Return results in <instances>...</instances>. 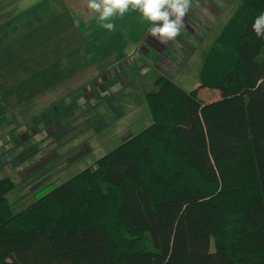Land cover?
I'll return each mask as SVG.
<instances>
[{
	"label": "trees",
	"instance_id": "trees-1",
	"mask_svg": "<svg viewBox=\"0 0 264 264\" xmlns=\"http://www.w3.org/2000/svg\"><path fill=\"white\" fill-rule=\"evenodd\" d=\"M234 8L197 88L142 72L148 127L20 211L0 178V264H264V0ZM9 113L0 93V130Z\"/></svg>",
	"mask_w": 264,
	"mask_h": 264
},
{
	"label": "rangeland",
	"instance_id": "rangeland-1",
	"mask_svg": "<svg viewBox=\"0 0 264 264\" xmlns=\"http://www.w3.org/2000/svg\"><path fill=\"white\" fill-rule=\"evenodd\" d=\"M207 1L209 0H191V9L188 12L191 20L188 18L183 20H188V28H185L187 24L184 23L185 26L182 28L181 34L167 44L155 43L150 38L151 36H146L147 28L145 29L143 25L139 24L145 17L139 9L131 10L130 6V11L123 17L113 18V22L119 18L121 24L132 23L130 27L128 24L116 26L117 31L122 27V29H128L129 33L126 34V40L114 42L115 57L100 55L98 58L94 56V45L98 43L97 48L105 49L108 40L104 45H101V41L95 42L87 38L80 48L82 51L79 48L76 49L73 42L61 50V54L58 53L55 58L52 57V64L55 67L59 70L63 67L60 76H67L68 81L72 82L71 79L77 75L76 79L81 83L79 88L78 85L73 90L67 89V95L61 96L59 99L67 108V115L60 112L63 108L55 112L56 103L51 104L41 114L27 115L28 103L21 109H19L21 106L18 105V102L23 100V96L28 98L27 92L24 90L17 92L10 86L8 80L0 81V92L9 108L11 117L9 125L0 130V178L9 177L16 184L14 190H11L7 195L11 202L12 212L20 211L55 185H60L77 172L91 167L97 158L108 154L125 139L151 124L147 103L143 97L144 92L152 87L150 78L145 76L142 79L144 75H140L134 82L127 76L128 69L119 71L117 68L118 72L116 73L120 75L121 80L118 88L121 90L124 83L128 85L130 83L133 86L128 89L129 95H132V106L125 107L131 108L127 111L124 110L116 118V113L106 106L105 101L93 94L95 91L92 87L94 77L92 67L99 71L101 65H109L116 60V65L119 64V61L123 63V66H126L127 63L132 68L138 65L140 74L145 72L146 75L154 68L164 71L173 83L186 91L199 86L203 56L218 34L217 32L234 11L239 0H210V4H207ZM37 27L36 24V27L31 28L33 31H30L36 36L41 32V29ZM98 28L103 29L100 25ZM99 29L93 32L97 36L103 35ZM190 31H194V33L192 34ZM136 37L139 39H135ZM143 39L145 43H141L142 47L140 48V42ZM31 59L29 60L25 56L21 58V64L18 65L22 67V64H28V60L31 62ZM0 71L2 72L0 77L5 73L6 78L12 74L7 66L5 71L3 69ZM77 71L78 74H74ZM105 71L107 72L108 69ZM73 82L76 83L75 80ZM102 86L107 88L106 84ZM39 90L37 87L34 92ZM105 92L107 90L100 95H104ZM218 92V89L205 87L199 88L196 94L203 101H212L220 96ZM124 95L126 94L117 93L116 98L123 100L121 96ZM51 96L46 94L43 99L36 98L33 100L35 106L30 105L29 107L38 111L36 109L40 108L44 99L47 103L56 99L53 98L54 94ZM108 102L113 107L109 98ZM55 113L63 116H60L59 119L54 115Z\"/></svg>",
	"mask_w": 264,
	"mask_h": 264
},
{
	"label": "crops",
	"instance_id": "crops-1",
	"mask_svg": "<svg viewBox=\"0 0 264 264\" xmlns=\"http://www.w3.org/2000/svg\"><path fill=\"white\" fill-rule=\"evenodd\" d=\"M98 20L99 14L88 7V0H0V70L3 69L5 71L7 66L8 70L12 73L7 78L6 73L1 75L0 81L8 80L10 86L17 90V92L19 90L27 92L28 98L23 96V100H20V102L17 101L19 103L18 105L21 106L19 109L22 106H27L28 103V111H26V114L38 115L47 110L51 104L56 103L55 105H58L60 109L63 108L60 112L63 115H67V108L64 106L63 101L59 99L61 96L64 97L67 95V89L73 90L78 85L79 88L81 83L79 80L77 81V75L71 79L72 82L68 81L67 76H60L63 67L60 70L55 67L52 64V57L55 58L58 53L61 54V50H64L68 44L73 42L75 43L76 49L82 48L84 40L87 38L95 42L99 40V42H102L100 43L101 45H104L106 40H108L105 49L97 48L98 43H96L93 48V53L98 58H100V55L102 57L111 56L113 58L116 56L114 42L126 40V34L129 33V30H125L124 27V29L121 27L119 31L116 30L114 32H109L104 28L99 29L100 22L98 23ZM114 23L116 26H125L128 24V27L132 24L131 22L121 24L122 22L119 18L118 20L115 19ZM153 23L144 18L139 24L143 25L146 29L149 24L153 25ZM36 24L38 26L37 28L41 29L38 36L30 32L32 27H36ZM98 29L101 30L99 32H103V35L100 34L97 36V34L93 33ZM146 30L148 32L149 29ZM135 39L139 38L136 37ZM25 42L28 45L27 43L24 44ZM80 51L82 50L80 49ZM25 56L29 60L32 58L31 62L28 60V64H22L21 67L18 64H21V58ZM116 63L117 61L114 60L109 65L103 64L100 66L99 71L97 68L92 67V75L94 76L92 87H94L95 91L93 94L102 98L106 106L110 107L116 113L115 117L117 118L124 110L127 111L131 108L125 107L128 105L132 106V95H129L128 89L133 86L130 83L129 85L124 83L122 84L123 88L121 90L118 88L121 80L120 75L116 73L118 72L117 68L119 71L121 69H128L129 74L127 73V76L134 82L143 74L142 72L140 74L138 65L132 68L127 63H124L126 66H123V63H120V61L118 65ZM111 66L113 67L110 70ZM105 69H108V71L106 72ZM107 73L109 76H107ZM0 74H2L1 71ZM74 74H78V71ZM122 75L124 76L123 73ZM74 80L76 83L73 82ZM103 84H106L107 88L103 87ZM37 87L40 90L34 92ZM105 90L107 92L104 95H100ZM117 93H125L127 96H121L123 98L122 100L121 98H116ZM46 94H49L50 97H52L51 94H54L55 97L53 98L56 99L48 101L49 103L44 99L40 108L36 109L38 111L40 110L39 112L29 107L35 103L33 100L36 98L43 99L46 97ZM108 98L112 101L113 107L108 102ZM45 106L47 107L45 108ZM54 115L59 119L60 116H63L59 113H55Z\"/></svg>",
	"mask_w": 264,
	"mask_h": 264
},
{
	"label": "clouds",
	"instance_id": "clouds-1",
	"mask_svg": "<svg viewBox=\"0 0 264 264\" xmlns=\"http://www.w3.org/2000/svg\"><path fill=\"white\" fill-rule=\"evenodd\" d=\"M130 6L131 10L139 9L143 17L154 22L148 34L167 44L181 34L191 0H88V7L99 14L100 26L109 32L116 31L113 18L123 17ZM251 30L256 37L264 38V12L255 17Z\"/></svg>",
	"mask_w": 264,
	"mask_h": 264
}]
</instances>
